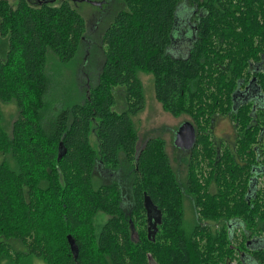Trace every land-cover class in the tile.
<instances>
[{"label":"trees","instance_id":"obj_1","mask_svg":"<svg viewBox=\"0 0 264 264\" xmlns=\"http://www.w3.org/2000/svg\"><path fill=\"white\" fill-rule=\"evenodd\" d=\"M121 1L102 39L97 83L85 87L81 103L48 113V57L75 61L85 20L70 0H0V38L7 41L0 53V264L31 257L45 264H264V248L251 243L264 237V181L251 187L259 165L264 177L255 149L264 147V108L234 98L252 79L251 66L264 62V0ZM192 8L195 41L185 57H174L180 14ZM141 72L153 75L163 109L190 117L197 130L192 150L174 146L186 154L185 183L166 140L140 145ZM255 77L264 101V73ZM3 104L17 108L11 129ZM217 118L236 128L231 148H216ZM123 161L131 169L130 209L126 184L97 175L119 172ZM146 197L163 213L156 237L149 236ZM186 200L192 231L184 224ZM11 239L26 250L15 252Z\"/></svg>","mask_w":264,"mask_h":264},{"label":"rangeland","instance_id":"obj_2","mask_svg":"<svg viewBox=\"0 0 264 264\" xmlns=\"http://www.w3.org/2000/svg\"><path fill=\"white\" fill-rule=\"evenodd\" d=\"M12 5L19 0H9ZM39 0H31L37 3ZM41 1V0H40ZM43 1V0H42ZM53 1V0H48ZM71 5L84 18L86 24V41L80 49L78 58L70 64L60 63L54 54H50L47 63V72L51 78V86L47 101L49 113H55L62 108L79 104L84 100V91L97 83L99 73L104 61V49L102 39L108 27L114 22L118 12L123 9L121 0H70ZM57 3V2H56ZM184 7H182L183 9ZM179 11V9H178ZM178 14V13H177ZM176 35V32H175ZM189 36V35H188ZM172 46L169 53L174 57H185L188 54V46L180 44L179 41ZM7 41L0 38V53H6ZM142 81L145 97V109L135 118V126L140 137V145H143L151 137H161L167 142V152L170 156L172 166L178 173L182 182L187 181V164L181 159L184 152L174 148V140L177 131L185 122H191L190 117L184 115L179 118L166 112L161 103L156 99L154 89V77L150 73H139ZM261 94V93H260ZM117 99L116 110L125 108L124 93L121 89L115 90ZM2 110L5 117L6 126L11 129L12 123L17 116V108L13 104H3ZM215 141L218 144H231L235 142L236 131L229 121L217 118L215 121ZM95 143V139H93ZM122 170L112 174L101 173L98 169L99 181L106 179H121L126 184V208L130 209L133 204L131 196V169L128 163L122 162ZM257 176L256 178H259ZM262 178V177H261ZM262 186L263 180H258ZM184 205V224L187 230L192 231L195 224V216L189 200ZM9 243L15 252L25 251L26 247L18 240L11 239ZM253 248H264V237L251 241ZM2 264H11L4 260ZM23 264H45L37 257L27 259Z\"/></svg>","mask_w":264,"mask_h":264},{"label":"flooded vegetation","instance_id":"obj_3","mask_svg":"<svg viewBox=\"0 0 264 264\" xmlns=\"http://www.w3.org/2000/svg\"><path fill=\"white\" fill-rule=\"evenodd\" d=\"M195 12H196L195 8H192L191 10L189 9L188 12H186V13L181 12L180 18H179V26L177 27L179 29V31H178L179 36L177 38V41H179L180 44H182L184 46H188V50L190 49V46H192L193 42L195 41V35L194 34L196 33L195 30L197 29L196 22L194 21V17L196 16ZM251 69H253L252 79L249 82H247L246 84L243 83L240 86V91H238L236 93V96H235V105H239V106L244 105L245 106V105H248L249 103H254V110H256L260 104L259 102H261V101L263 103V106H261V107L264 108L263 97L260 94V89H259L258 83L256 81V77H255V74H257L259 72L264 73V62L261 65H252ZM223 119H225V120L229 121L231 124H233L228 118H223ZM233 127L236 131L234 124H233ZM214 131H215V124L212 127L213 139L215 140L214 137L216 135H214ZM236 135H237V131H236ZM216 143H217L216 148L219 150L224 149L223 147H229V148L232 147L231 144H229V145L218 144L219 143L218 140ZM255 149H256L257 158H259V160H262L264 158V147H262L261 145H257L255 147ZM184 151H186V150H184ZM260 168L261 167L259 165V167H257L255 170L256 176L254 177L253 182L251 184L252 189H255L257 187V190H258V188H259L258 186L260 185L258 180L262 179L264 181V177L262 176V172H261ZM257 176H260V177L256 178ZM147 216H149V218H150V222H149L150 225L153 226L154 222L156 221V219H158L159 215L156 213V211H150L149 213L147 211Z\"/></svg>","mask_w":264,"mask_h":264},{"label":"water","instance_id":"obj_4","mask_svg":"<svg viewBox=\"0 0 264 264\" xmlns=\"http://www.w3.org/2000/svg\"><path fill=\"white\" fill-rule=\"evenodd\" d=\"M196 141H197V133L195 126L191 122H185L184 124L181 125V127L176 133L174 146L181 150L190 151L195 147ZM61 158H62V154L60 153L59 159ZM145 208L148 211V213L150 211L157 210V208L153 205L149 197L145 198ZM158 215H159L158 219H156L153 226L150 225L149 236H151L150 231H153L152 233L153 237H155L157 234V227L162 222V214L160 211L158 212Z\"/></svg>","mask_w":264,"mask_h":264},{"label":"bare ground","instance_id":"obj_5","mask_svg":"<svg viewBox=\"0 0 264 264\" xmlns=\"http://www.w3.org/2000/svg\"><path fill=\"white\" fill-rule=\"evenodd\" d=\"M197 131V130H196ZM198 136V135H197ZM152 203H154V202H152ZM145 205V204H144ZM163 214V213H162ZM163 219V218H162ZM160 229V228H159ZM156 237V236H155Z\"/></svg>","mask_w":264,"mask_h":264}]
</instances>
